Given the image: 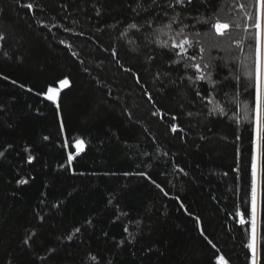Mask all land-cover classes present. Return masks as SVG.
I'll list each match as a JSON object with an SVG mask.
<instances>
[{
    "label": "trees",
    "instance_id": "16d2710c",
    "mask_svg": "<svg viewBox=\"0 0 264 264\" xmlns=\"http://www.w3.org/2000/svg\"><path fill=\"white\" fill-rule=\"evenodd\" d=\"M169 2L0 0V264H249L250 224L236 213L251 205L254 49L242 27L221 38L210 22L243 25L253 8ZM181 28L214 89L150 42ZM48 86L59 108L39 94ZM210 92L223 113L209 115ZM76 138L84 151L69 166ZM258 155L264 264V143Z\"/></svg>",
    "mask_w": 264,
    "mask_h": 264
},
{
    "label": "snow or ice",
    "instance_id": "6c2138e0",
    "mask_svg": "<svg viewBox=\"0 0 264 264\" xmlns=\"http://www.w3.org/2000/svg\"><path fill=\"white\" fill-rule=\"evenodd\" d=\"M253 11L245 12L246 16V23L243 25L235 23L230 25L228 22H222L219 19L215 20L214 22H210V29L214 30L215 35L217 37L223 38L230 30L231 27H235L240 29L242 27V31L245 33L246 38H250L252 43H250L249 47L254 49V59L251 67L247 72V78L251 81L252 85V97H253V104H252V125H253V150H252V180H251V205H250V213L246 209L243 213L237 209V215L240 216V223L243 225L245 223L250 224V234L249 240L245 244V247L250 252L249 264H260V254L258 251V243H257V170H258V160H259V149L261 144L264 143V0H250ZM154 5H157V0H152ZM194 0H170L169 4L167 5L169 8L175 10L177 6L180 8H185L188 5H192ZM24 7L31 10L33 5L31 3L23 5ZM159 6V5H157ZM137 7H140V4H137ZM241 10L246 9V5L241 4L239 5ZM99 14V13H97ZM167 14V13H166ZM148 27L152 28L153 24L151 21L146 22ZM178 23V17H173L172 20L164 24L162 28H154V32H159L163 34L164 29L171 30L172 25ZM55 26V25H53ZM128 28L136 29L139 31V26L135 23L129 24ZM251 34L248 37V34ZM126 34V33H125ZM200 33H197L199 36ZM5 39L3 35H0V40ZM154 43L157 47L167 49L169 52L173 54L174 57L177 59L172 60L173 64H181L184 60H188L191 63H184L183 67L187 69H194L195 79L193 82L197 81H208L210 86L214 89L215 88V81H212L211 78V71H209L211 65L209 63H198L196 62L199 56L200 60H203V52L204 48L200 47L199 54L193 52L191 55H186L188 53V49L194 48L195 45L193 42L185 36L183 32V28H181L177 34L176 38L169 37L168 40L162 41L159 38H154L150 41ZM61 43H64L61 41ZM199 44V41H196ZM67 46V45H66ZM237 48L241 47V44L238 42L236 44ZM247 67V66H246ZM190 80L193 78L191 76L188 77ZM15 83V82H14ZM139 83V80L137 81ZM61 88H67L69 86V81L67 78L59 81ZM31 91V89H29ZM43 95L44 99L50 101L53 104H56L59 108L57 103L58 96H59V89L55 88L54 86H48L46 92L39 93ZM197 95L200 96V92L197 91ZM212 93H209L208 103L212 104L213 107L209 109V115H212L214 112L223 113V109L217 107L214 100L211 98ZM204 99V97H201ZM157 113H153L156 115ZM173 120L176 119L175 116L172 117ZM172 132L177 131L176 125H172L171 127ZM61 131L63 132V126H61ZM45 140L48 137H44ZM65 148L74 147L76 149L75 153L71 151L67 154V163L71 166L72 161L74 160L75 156H78L81 152L84 151V141L76 138L74 142H69L65 140L64 143ZM4 153L0 152V156ZM32 157L29 156L28 162H32ZM140 175H145L144 173H140ZM27 180H19V184H26ZM159 187V185H157ZM248 217V219H246ZM197 225L199 226V220H197ZM79 231V229H76ZM127 231V229H125ZM201 235L203 236L204 233L201 231ZM71 239V237H69ZM25 243H28L26 240ZM211 243V241H209ZM213 247H215L213 245ZM217 264H228L223 256L217 258Z\"/></svg>",
    "mask_w": 264,
    "mask_h": 264
},
{
    "label": "rangeland",
    "instance_id": "374dc122",
    "mask_svg": "<svg viewBox=\"0 0 264 264\" xmlns=\"http://www.w3.org/2000/svg\"><path fill=\"white\" fill-rule=\"evenodd\" d=\"M61 89V87H59Z\"/></svg>",
    "mask_w": 264,
    "mask_h": 264
}]
</instances>
